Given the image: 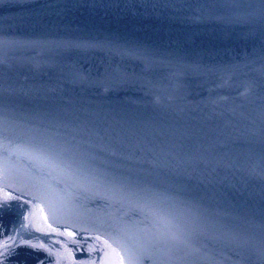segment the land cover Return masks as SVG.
I'll return each mask as SVG.
<instances>
[{
	"label": "water",
	"instance_id": "1",
	"mask_svg": "<svg viewBox=\"0 0 264 264\" xmlns=\"http://www.w3.org/2000/svg\"><path fill=\"white\" fill-rule=\"evenodd\" d=\"M0 264H264V0H0Z\"/></svg>",
	"mask_w": 264,
	"mask_h": 264
}]
</instances>
